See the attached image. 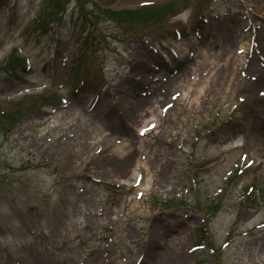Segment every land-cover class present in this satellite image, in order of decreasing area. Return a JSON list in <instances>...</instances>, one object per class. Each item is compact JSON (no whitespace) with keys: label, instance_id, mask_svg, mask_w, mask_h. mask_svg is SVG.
<instances>
[{"label":"rangeland","instance_id":"374dc122","mask_svg":"<svg viewBox=\"0 0 264 264\" xmlns=\"http://www.w3.org/2000/svg\"><path fill=\"white\" fill-rule=\"evenodd\" d=\"M263 44L264 0H0V264H264Z\"/></svg>","mask_w":264,"mask_h":264},{"label":"bare ground","instance_id":"6f19581e","mask_svg":"<svg viewBox=\"0 0 264 264\" xmlns=\"http://www.w3.org/2000/svg\"><path fill=\"white\" fill-rule=\"evenodd\" d=\"M262 49L259 50V48H256V57L259 60V64L264 67V44L262 45ZM263 55V59L259 57V55ZM224 57V56H223ZM217 60V58H216ZM214 64V63H212ZM191 68L187 66V70ZM256 74H254L252 77H250L251 82L245 89V92H243V95L247 99L248 102L243 104V107H245V110L247 113H249V118L251 116L255 117L257 120L264 119V108H259V106L256 104L258 101H260L262 98L264 100V68L262 70H255ZM221 75H217L216 78L219 80ZM245 79V78H244ZM242 97V96H241ZM245 99V101H246ZM244 99H241L243 101ZM92 115L94 118H98V114L96 110L92 112ZM262 123V122H261ZM255 133H253L254 135ZM253 145H254V154L256 158L261 160L260 166L264 167V136H259L256 139H253ZM123 162V161H122Z\"/></svg>","mask_w":264,"mask_h":264},{"label":"trees","instance_id":"16d2710c","mask_svg":"<svg viewBox=\"0 0 264 264\" xmlns=\"http://www.w3.org/2000/svg\"><path fill=\"white\" fill-rule=\"evenodd\" d=\"M133 14H135V12H132V13H130L129 15H133ZM48 16H51V14H48Z\"/></svg>","mask_w":264,"mask_h":264}]
</instances>
